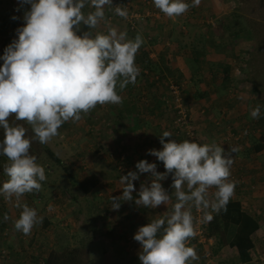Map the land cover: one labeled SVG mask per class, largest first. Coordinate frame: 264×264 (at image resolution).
Segmentation results:
<instances>
[{"label":"rangeland","instance_id":"rangeland-1","mask_svg":"<svg viewBox=\"0 0 264 264\" xmlns=\"http://www.w3.org/2000/svg\"><path fill=\"white\" fill-rule=\"evenodd\" d=\"M185 2L191 5L192 0H185ZM112 5L113 7L117 5L129 7L130 11L140 14V19L133 20V32L126 28L125 18L116 15L108 20L113 26L116 24L114 27L126 31L129 38H134L137 33L141 34L144 39L141 48L147 46L146 41H153L155 38L162 41L166 37L162 35L163 33L156 31L158 29L156 22L168 17H165L164 13L158 14L159 9L154 4L149 6L144 0H115V2L112 1ZM26 8L28 7H24ZM263 8L264 0H201L199 6L190 7L185 14L168 18L173 20L174 24H172V31H169L167 35L180 41L179 56L182 63L189 71L197 67L200 73L195 76L196 80L191 77H184L183 80L173 79L175 77L163 79L165 80V91L169 83H183V88L189 90L191 94L187 99L188 102L195 101L194 104H190V107L185 105L186 109L192 113L193 121L205 117L207 119L205 124L211 127L210 130L214 131V135H224L225 148L239 147V151L232 154L234 163L231 166V175L240 177L243 183L235 186L234 193L241 192L237 195L244 196L243 202H246L242 209L255 216L260 225L252 239L254 246L250 250L251 261L242 263L233 248L227 244H219L218 235L213 233L211 226L212 219L204 220L202 214L193 208L194 225L199 218L201 222L204 221L201 226L203 241L199 242L195 236L190 238L188 246H194L199 259L190 261L189 264H264V116L261 110L258 119H253L250 115L251 109L257 105L264 108L263 96L254 89L257 85L264 87V46L258 51L254 44L255 40L248 33L240 31V28L248 23L249 28L257 29L261 38L264 35ZM85 10L88 13L94 9L88 4ZM110 12H114L112 7L105 6L106 18ZM152 12H156L154 13L156 16L152 15ZM17 13L21 14L20 0H0V45L5 34H11L12 41L18 39L16 32L13 31L24 26V14L19 16V26L13 27L12 17ZM87 30V26L81 28L80 34ZM91 31L93 34L96 31H106L104 22L102 21L96 29ZM165 41L168 42V40ZM161 46L169 47L168 43L163 42ZM193 47L201 48L205 53V59L195 67L189 58V51ZM219 61L225 62L230 70V82H226L225 85H222L219 80L222 73L218 67ZM209 62L212 69L207 65ZM149 64L146 65L149 66ZM2 65L3 60L0 59V66ZM140 66H142L139 68L143 73L139 74L137 82L143 81L146 86L140 87L145 89L150 87L149 81L155 74L148 73L149 71L146 74L143 71L145 70L143 64ZM201 85L205 89H201ZM118 91L119 88H117ZM118 94L122 97L124 92H118ZM141 95L142 93L140 96L135 94V97L140 99ZM209 95L216 96V104L211 107L202 105L204 109L201 108L199 100L209 101L211 99ZM198 101L200 105L197 104ZM143 103L146 104L144 101ZM106 105L108 106L106 111L98 104L88 114H82L80 121L65 122L58 129L59 134L46 144H41L34 139L31 125L26 121H17L14 115L9 117L10 124H21L27 129L26 138L32 139L30 152L38 159L37 164L47 171V179L39 192L26 193L21 198L22 203L34 208L43 218L42 223L34 226L29 235L14 228V221L21 211L15 206V198L12 201H6L3 196H0V264H5L3 259H7V251L12 264H33L34 257L45 255L47 249L59 246L83 248L87 253L85 261L91 260L92 264H141L138 258L141 245L133 239V236L139 227L149 222L145 219L142 223L138 220L134 221L133 216H136L138 212L129 211L128 206L125 211L123 209L113 210L111 196H117L115 194L117 192L123 194L122 186L117 187L114 181L117 179L120 181L121 176L127 175L126 165L132 155L129 151L131 143L126 137L130 135L128 130L130 129V132L132 127L136 126L140 130L131 135H153L150 141L155 142L154 137L163 134L159 127L162 121L157 118L156 114L150 117L147 115L145 122L133 125V120L129 116L125 122L124 114L122 121L112 123V120L115 122L116 114L110 112L112 104ZM167 114H173L169 107ZM172 116H165V118L161 116L167 131L171 134ZM134 119L135 122H142L140 118ZM193 123L198 133L195 121ZM241 130L249 135V139L245 138L248 139L247 146H245V139L242 141L241 138L238 141L231 137L225 139L227 133L231 135L232 132L236 135ZM1 135H4L2 128H0V142L3 140ZM172 139L179 140V142L185 140L183 136L177 137L176 135H172ZM199 139H201L200 136ZM260 144L263 148L257 151L255 147ZM47 149L57 155L63 161L64 166L71 168V173L77 180L90 174L96 176L98 181L96 188L89 194L88 200L81 203L84 209H86V204L94 205L96 233L93 232L91 226H86L84 222L74 217L75 214L72 211L74 204L71 205L69 202L72 190L67 198L63 189V186L65 188V184L71 183L72 180L64 172V168L58 164L52 165ZM121 155H124V158L121 159ZM6 163L8 160H0V185L7 179L3 171ZM235 166H239V169L233 170ZM147 174L151 175V173ZM169 184L172 185L170 180H168L167 187ZM70 187L73 186L70 184ZM168 191L174 204L176 202L175 190L169 187ZM214 191L215 189H210V192ZM49 204L53 205L52 211L48 210ZM123 212H132L134 215L127 216ZM5 213L9 216L7 221L3 219ZM150 214L154 215L153 212ZM213 214L215 213H212V217ZM131 223L134 225L131 226Z\"/></svg>","mask_w":264,"mask_h":264},{"label":"clouds","instance_id":"clouds-1","mask_svg":"<svg viewBox=\"0 0 264 264\" xmlns=\"http://www.w3.org/2000/svg\"><path fill=\"white\" fill-rule=\"evenodd\" d=\"M200 2L192 0L190 5L185 0H153L154 6L169 18L185 14ZM87 3L88 0H20L21 6H30L23 16L24 26L16 29L18 39L0 57V128L4 133L0 153L8 159L3 168L7 179L0 185V196L6 201L15 198V206L21 211L14 228L25 235L31 234L43 218L21 198L26 193L39 192L47 177L44 167L30 154L32 139L26 138L27 129L10 124L9 117L26 121L34 139L46 144L59 134L65 122L80 121L82 114H88L98 104H122L117 87L123 91L127 85H135L140 74L135 57L144 43L142 35L129 38L105 16V6H111L116 15L126 19L127 8L113 7L112 0H90L94 10L85 14ZM102 21L106 31L93 34L91 30ZM81 25L88 30L78 34ZM260 114L259 105L250 111L253 119ZM159 139L162 149H150L148 154L163 163L165 172H158L155 163L140 160L135 165L138 171L120 177L123 194L111 196V207L118 210L121 200L134 199L133 181L143 173H151L153 179L141 184L135 204L152 209L167 206L171 195L160 181L170 174L176 200L171 211L139 227L133 239L141 245V264H189L199 259L194 246H188L196 234L192 210L196 209L207 221L213 218L212 213L226 211L235 191V181L229 179L232 154L239 147L226 152L214 141L177 142L168 131ZM48 210L52 211L53 205L49 204ZM3 219L9 220L7 213Z\"/></svg>","mask_w":264,"mask_h":264},{"label":"crops","instance_id":"crops-1","mask_svg":"<svg viewBox=\"0 0 264 264\" xmlns=\"http://www.w3.org/2000/svg\"><path fill=\"white\" fill-rule=\"evenodd\" d=\"M136 1V0H135ZM167 17V16H165ZM169 18V17H168ZM165 19L162 21H157L156 23L158 24V29H156L157 32L159 33H163L162 35H165L166 37H164L162 39V41L159 40H149L146 41L147 42V46L139 49L138 53L136 54L135 57V62H137V66L138 67H142L140 65L143 64V67L145 70H143L145 73L146 71H148V67L151 66L150 71L148 73L151 74H155L151 79H150V87H146L145 89L143 87H145V83L143 81H141L140 83H138L136 81L135 85L133 84H129L127 85V87L121 91L119 89V93H123L122 96V104H119L116 106L117 110H114V104H112V109L110 110V112L116 114V119H120L119 121H122V117L125 114V122L128 120V116L132 118V122L133 125L137 124L140 125L139 123H143L145 122V118L147 117V115L150 117V115H158L157 118L160 119L162 121V123L160 124V131L163 133L164 131H167L166 127H165V123L164 120L161 119V116H163L165 118L164 114H161L162 112H158L156 111V107H155V103L156 101H160L161 96L163 95V93L166 90V87L164 85L166 78H170V77H175L173 79L176 78H189L192 77V70L189 71L188 68L185 67V65L182 63L181 57L179 56V51L181 49V43L178 39L173 38L169 34V31H172V22H174L173 20L170 19ZM116 26V24L114 25ZM118 30H120L119 28H117ZM166 30H168V32H166ZM122 31V30H120ZM164 40H168L164 42ZM161 42L163 43H168L169 47H162L161 46ZM145 50V51H142ZM149 59V60H148ZM143 60V62H142ZM146 60H148V62H152L149 66H146ZM168 63V64H167ZM167 65V67L165 66ZM142 70H140V75H141ZM147 74V73H146ZM149 75V74H148ZM164 77L163 79L159 78V77ZM149 77V76H148ZM139 80V79H137ZM183 80V79H182ZM143 86V87H140ZM119 88V87H118ZM201 89H205V87L203 85L200 86ZM141 98H136L135 94H138ZM146 96V98L144 99V97ZM211 97V99L209 101H205L203 99L199 100L201 105H204L206 107H211L214 106L217 102V100L215 99L216 96L215 95H209ZM146 102L145 103H143ZM198 101V102H199ZM220 102V101H219ZM99 107L103 108L104 111H106L108 109V106L105 105H99ZM126 108V109H125ZM145 108H147V111H145ZM125 110V111H124ZM128 113H127V112ZM234 116V115H232ZM134 118H140V120L142 119V122H135ZM115 119V121H116ZM239 119V118H238ZM112 120V119H111ZM110 120V121H111ZM233 120V119H232ZM118 121V122H119ZM196 127L198 128V134L201 137L202 140L206 141L207 143H211V142H215L218 145H221L225 151L228 150V148H225V143H223V136L224 135H214V131L210 130V126L208 124H205V122L207 121V119L201 118V119H196L194 120ZM112 123L113 120L111 121ZM130 130V129H129ZM128 133H130V135H127L126 137H128V141L131 143V147H129V151L132 154L130 157V161L128 162V164L126 165L127 168V173L129 171H138L135 167L136 163L139 162L140 160H147L149 163H155L157 165V171L158 172H165V168L162 162H160L155 156L149 155L148 154V150L150 149H156V150H161L162 149V145L160 144V139L159 136L154 137L155 138V142H152V140L150 141V137L153 135H131L134 134L137 130H140V128H137L136 126H133L131 131ZM144 130V129H143ZM220 134V133H219ZM119 137V135H117ZM112 137H116V135H112ZM137 137V138H135ZM249 139V137H247ZM109 139V138H108ZM132 139V140H131ZM168 138H165L166 142H167ZM248 139H245V146L248 145ZM105 140V139H104ZM177 142H179V140H176ZM182 141V140H181ZM233 170L235 169H239V166H235L232 168ZM151 179H153V177H151V175H148L147 173H143V174H139V179L136 181H133L134 187H135V191L132 193L133 196V200L132 201H120V210L123 209V211L127 210V206L130 207L128 210L132 211L134 210V212H138V214H136V216L134 215V213H125L127 216H133L134 217V221L138 220L139 223H142V221H144V219L146 220V222H151L155 219L158 218H162L165 216L166 211H171L172 209V204H173V200H170L168 205H160L157 208H146L143 206H137L135 204V199L138 198V192L140 190V186L142 183H150ZM168 180H170V183L172 184V177L169 174L167 176L166 179L160 181L163 188L168 191V188L171 187V185L169 184L167 187V183ZM117 183V187H121L122 185L120 184V181L115 180L114 181V185H116ZM170 190V189H169ZM120 193L122 192H117L115 194H117V196H122ZM241 193V192H238ZM238 193H234L235 195L232 196V198L230 200H235L238 201L241 206L243 207V204H246V202H243L244 196H238ZM238 194V195H237ZM175 203V202H174ZM150 212H153L154 215L150 214ZM143 213V215H142ZM122 217V216H121ZM132 217V218H133ZM134 224L131 223V226H133Z\"/></svg>","mask_w":264,"mask_h":264},{"label":"trees","instance_id":"trees-1","mask_svg":"<svg viewBox=\"0 0 264 264\" xmlns=\"http://www.w3.org/2000/svg\"><path fill=\"white\" fill-rule=\"evenodd\" d=\"M115 2V0H112ZM90 4V0H88V3L86 5ZM21 6V4H20ZM24 7H28L26 9H24ZM30 6L25 4L23 6H21V14L18 15V13L16 15H14L15 17H17V19H13V23H11V25L13 27L19 26L18 24L20 23V18L19 16H22V14L25 13V11L29 10ZM264 10V8H263ZM83 11L85 12V14H87V11L85 10V8L83 9ZM114 12H110L107 15L108 17H113L116 16V14L114 15ZM118 16V15H117ZM126 28L129 31H134V30H130L129 28V24L126 21ZM248 23L244 24L241 28L240 31L241 32H246L249 34L250 37H252L255 40V45L258 51L262 50V47L264 46V35L261 36L259 33L256 31L257 29H252L248 27ZM86 27L85 25H81V28ZM13 32H16L15 30ZM238 32H236L237 34ZM80 34V33H78ZM263 38V39H262ZM13 36L11 37V34H5V37L2 41V44L0 45V57L4 55V50L5 48L12 42ZM190 54V62H192L194 64V67L196 64H199L200 62H202L205 59V53L203 50H201V48H197V47H193L192 49H190L189 51ZM149 60V59H148ZM148 60H146V64H151L152 62H148ZM143 62V60H142ZM149 64V65H150ZM210 69H212V65L210 66V62L207 64ZM147 66V65H146ZM215 66V65H214ZM218 67L221 69V75L219 77L220 83H222V85H225L226 82H230V70L228 69V65L223 62V61H219ZM151 66L148 67V71H150ZM198 68H194L192 73V77L193 80H196L195 76L199 75V71H197ZM244 70V69H243ZM146 71V72H148ZM162 79L164 77H161ZM215 80V78H214ZM249 81V80H248ZM118 88V87H117ZM255 92H259L263 98H264V87L263 85H257V88H254ZM181 97L183 100V103L188 107H190V104H194L195 101L190 100V102H188L189 100V95L191 96V94L189 93V90H186L185 88L181 89ZM163 96H168L167 91H165L163 93V95L161 96L160 101H156L155 103V107L156 110H158V112H162L161 114H164L165 116H172L173 114L169 115L167 114V105L165 103L164 100H162ZM170 100V98H169ZM199 104V102L197 103ZM196 105V104H195ZM200 105V104H199ZM117 105L114 104V110H117L116 108ZM193 106V105H192ZM204 106V105H203ZM201 105V108L203 107ZM113 107V106H112ZM112 109V108H111ZM204 109V107H203ZM260 110L262 111V115L264 116V108H260ZM204 111V110H203ZM188 115H190L192 117V113L189 112ZM173 117V116H172ZM120 119H117L116 122H118ZM114 122V120H113ZM192 122L193 119H192ZM171 125V124H170ZM172 127V135L173 134V126ZM243 131L241 130L240 133H242ZM4 136V135H1ZM249 137V135H244L243 137H241V141L245 138ZM263 148V145L260 144L257 147H255V149L258 151L260 149ZM47 153L50 157V160L52 161V165L58 164L60 165V167L64 168V172H66V174L69 176V178L72 180L71 183L69 184H65L66 187L64 189L65 194L68 196H70V191L72 190L71 196L69 197V202L71 203V205L74 204V206H72V211L75 214V218L76 220H80L82 222H84L86 224V226H91V229L93 230V232H95V218H94V214H93V206H88L86 204V209H84L82 207L81 203H85V201H87L89 194L96 188L97 185V178L94 174H90L88 176H86L85 178L81 179V180H77L76 178H74V176L72 175V171L71 168H68L66 165V167L63 165V161L57 157V155H55L52 151H50L49 149H47ZM31 155H33V153L30 152ZM0 160H8L6 156H4L2 153H0ZM38 159L36 158V162ZM45 174L47 176V171H45ZM44 182H41V184H43L44 186ZM70 184L73 186L72 188L70 187ZM238 185V184H237ZM235 185V186H237ZM240 185V184H239ZM69 187V188H68ZM76 206V208H75ZM46 224V222H45ZM211 226L213 228V233L216 235H218L219 238V244H227L229 245L231 248H233L236 252L237 255L240 259V261L242 263H247L251 261V253L250 250L253 248L254 244H253V236L254 234L257 232V230L259 229L260 225H259V221L258 219L245 212L242 209V206L240 205V203L238 201L235 200H229L227 206H226V211L225 210H221L219 213H215L213 214V218H212V222H211ZM96 233V232H95ZM10 249V248H9ZM11 250V249H10ZM7 259L4 258L3 262H5V264H12V262L10 261V256H9V252L7 251ZM87 253L85 252V250L83 248H79L76 246H72V247H66V246H59L58 248H50L47 249L46 254L45 255H40L37 257L33 258V264H92L91 260L89 261H85L84 258H86Z\"/></svg>","mask_w":264,"mask_h":264},{"label":"built area","instance_id":"built-area-1","mask_svg":"<svg viewBox=\"0 0 264 264\" xmlns=\"http://www.w3.org/2000/svg\"><path fill=\"white\" fill-rule=\"evenodd\" d=\"M147 5H152L153 0H144ZM114 2V1H113ZM128 11V16L126 18V21L129 24L130 30L134 29V19L135 21L139 18H141L140 14L135 11H130L129 7H126ZM158 14H162L160 10H158ZM147 13V12H146ZM152 12L151 14L156 16ZM108 19H111V17H108ZM167 88L168 96H163L162 100L165 101L166 105H168L169 108H171L173 112V119H172V126H173V134L177 137H184L185 140H189L191 142H197L199 144L206 143L204 140L199 139L198 133L196 128L194 127V123L192 122V117L188 115L190 112L189 109H186L185 104L183 103L182 97H181V89H183V83H169ZM170 98V100H169ZM245 134H247L246 131H243L242 133H238L234 135L231 132V135L229 133L226 134L225 139H230L229 137L233 138L234 140L238 141L241 137H243ZM230 135V136H227ZM124 158V155H121V159ZM232 181H235V185L243 183V180L240 177H235L233 175L229 178ZM199 218V217H198ZM197 223L194 225L195 229V237L198 238L199 242H202V230L201 226L204 223L201 222V219H197Z\"/></svg>","mask_w":264,"mask_h":264}]
</instances>
